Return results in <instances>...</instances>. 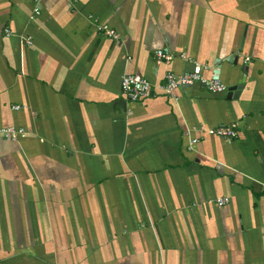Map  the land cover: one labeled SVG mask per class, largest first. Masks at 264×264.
Returning <instances> with one entry per match:
<instances>
[{
	"label": "crops",
	"instance_id": "crops-1",
	"mask_svg": "<svg viewBox=\"0 0 264 264\" xmlns=\"http://www.w3.org/2000/svg\"><path fill=\"white\" fill-rule=\"evenodd\" d=\"M39 2L0 0V129L26 132L0 135V264H264V0ZM198 64L227 91L164 94ZM231 124L189 149L187 127Z\"/></svg>",
	"mask_w": 264,
	"mask_h": 264
},
{
	"label": "built area",
	"instance_id": "built-area-1",
	"mask_svg": "<svg viewBox=\"0 0 264 264\" xmlns=\"http://www.w3.org/2000/svg\"><path fill=\"white\" fill-rule=\"evenodd\" d=\"M35 2L34 13L31 19H34L41 14V4L39 0H33ZM96 30L98 33L112 38L114 40H119V35L115 30L111 29L109 26L104 24H98L96 22ZM6 35H11L9 29H6ZM32 38H23L22 45H31ZM185 58V56H182ZM174 59L173 54L159 49L155 51V62L156 65L161 66L162 64H170ZM208 70L206 66L200 64L195 66V69L191 72L184 74H176L174 72H168L165 76V83L161 86L164 94L172 98L175 97V92L179 88L193 86L195 84H200L206 88L209 92L214 94L224 93L227 91L226 85L221 81L217 74H212L210 77H205L204 72ZM151 83L139 74H129L123 76L121 80V93L122 96L130 102H139L146 99L151 93ZM22 106H14L15 110H20ZM239 127L237 124L231 125H219L216 127L206 128L204 126H198L185 129V135L188 138V147L190 150H194L196 144L200 141L203 136H210L221 138L226 142H232L238 138ZM195 132L196 135H192ZM0 135L5 138H9L12 141H18L26 137V132L23 128L8 127L0 129ZM216 203L220 206L229 203V198H218Z\"/></svg>",
	"mask_w": 264,
	"mask_h": 264
},
{
	"label": "water",
	"instance_id": "water-1",
	"mask_svg": "<svg viewBox=\"0 0 264 264\" xmlns=\"http://www.w3.org/2000/svg\"><path fill=\"white\" fill-rule=\"evenodd\" d=\"M228 62L232 66H234V65L237 66V64H238L237 59H235V58H229ZM217 69L219 70V72H218V74H219L220 70H221V65H218ZM243 70H245V67H243ZM243 88H244V85L243 84H239V85L232 86V87L228 88V91H230V92L233 91L234 92V98H238V96H239L240 92L243 90Z\"/></svg>",
	"mask_w": 264,
	"mask_h": 264
}]
</instances>
